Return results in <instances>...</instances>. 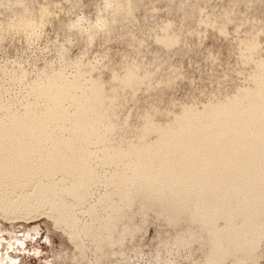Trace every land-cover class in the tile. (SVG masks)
Segmentation results:
<instances>
[{
    "label": "rangeland",
    "instance_id": "1",
    "mask_svg": "<svg viewBox=\"0 0 264 264\" xmlns=\"http://www.w3.org/2000/svg\"><path fill=\"white\" fill-rule=\"evenodd\" d=\"M58 85L70 93L61 102L45 90ZM28 103L53 122L98 123L92 148L104 160L90 162L99 175L85 196H63L77 226L48 207L0 210V249L18 264H264V193L251 199L242 186L205 223L194 202L146 189L126 197L114 177L148 166L138 160L144 148L186 139L199 125L214 147L238 134L243 116L264 129V0H0V120L23 116ZM254 135L264 145V133ZM33 188H5L0 198L17 207ZM253 205L263 216L243 230L237 222Z\"/></svg>",
    "mask_w": 264,
    "mask_h": 264
},
{
    "label": "bare ground",
    "instance_id": "2",
    "mask_svg": "<svg viewBox=\"0 0 264 264\" xmlns=\"http://www.w3.org/2000/svg\"><path fill=\"white\" fill-rule=\"evenodd\" d=\"M45 90L51 92L48 95L51 97L50 100L60 101L70 94L63 85ZM54 106L57 107L52 105L50 110ZM25 107L27 109L23 116H16L13 113V115L0 120V190L18 187L26 192L33 186L34 192L30 195L27 203L17 207L1 197L0 210L7 216L8 214H21L22 216L23 213L32 214L38 209L48 207L49 210L58 212L59 222L77 226L74 210L66 205L63 196L72 195L81 198L85 196L91 184H95L99 172L92 165L100 164L99 160H104L103 156L95 158L97 151L92 148L96 144L94 136H97L95 134L99 132L96 126L98 123L90 124L85 120V122L82 121L83 119H78L68 126L60 121H55L56 119L54 122L51 121V118L46 115V110L33 112L34 105L32 103L26 104ZM90 110L92 112V109ZM48 113L50 112L48 111ZM242 113L244 115V112ZM242 113L240 111V114ZM83 114L85 113H82V116H85ZM52 116H54L53 113ZM231 119H235L234 116ZM238 119L240 120V118ZM253 122L255 121L251 118L243 116V127L237 129L239 132L235 130L238 132L236 136L239 139L236 136L225 139L221 135L214 141L216 147L210 143V139L214 137L210 136L208 129L199 127L200 125L197 124L199 128L189 131L188 135L185 134L186 139L177 142L171 141L165 146L155 149L144 148L145 151L143 149L141 152L143 154L138 157V160L140 164H143L144 160L148 158V162H150L148 166L141 165L139 170L129 169L128 172H126L128 169L126 171H116L115 169L114 177L123 185L124 190L122 191H125L126 197L131 198L136 189H146L156 194L174 197L181 202L192 201L195 204V212L202 221L207 223L208 214L215 213L224 201L227 199L229 201V198L233 196L239 198L242 186L246 185L253 190L251 199L259 200L261 194L264 193L262 187H260L261 190L255 189L256 185L264 180V145L261 144L262 142L260 143L257 135H254L257 133L260 136L261 132L264 133V129L261 125L256 129L252 128L253 125L259 123L254 124ZM247 127L251 129L247 130ZM239 134L241 136H238ZM116 157L120 158V155L116 154L115 160L118 159ZM93 161L95 162L91 164L90 162ZM118 164L116 165L118 166ZM124 199L126 200V198ZM260 201L258 202L260 203ZM239 203L241 204V202ZM255 205L250 207L253 208V212L248 215L245 222H237L241 229L248 231L254 224L257 225L260 216H263L260 215L261 211L259 212L258 206ZM246 206L248 207V204ZM90 209L91 214L96 212L95 208ZM49 210L48 212H50ZM113 218V214H108L98 227L95 226L96 230L107 228L109 220ZM89 228L91 229V226ZM95 231L90 233L95 235ZM106 240L108 239L106 238ZM214 242L217 248L221 250L225 248L224 238L215 236Z\"/></svg>",
    "mask_w": 264,
    "mask_h": 264
},
{
    "label": "flooded vegetation",
    "instance_id": "3",
    "mask_svg": "<svg viewBox=\"0 0 264 264\" xmlns=\"http://www.w3.org/2000/svg\"><path fill=\"white\" fill-rule=\"evenodd\" d=\"M36 229V228H35ZM21 244L25 243V240H18ZM0 264H18V261L10 256L8 253H3L0 249Z\"/></svg>",
    "mask_w": 264,
    "mask_h": 264
}]
</instances>
